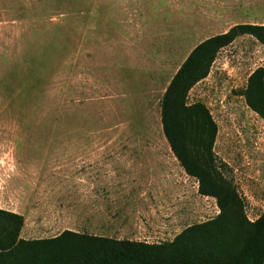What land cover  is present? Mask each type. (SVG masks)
<instances>
[{
  "label": "rangeland",
  "instance_id": "obj_1",
  "mask_svg": "<svg viewBox=\"0 0 264 264\" xmlns=\"http://www.w3.org/2000/svg\"><path fill=\"white\" fill-rule=\"evenodd\" d=\"M240 24L264 26V0H0V208L23 217L20 238L107 221L106 235L160 244L215 218L171 151L161 101L198 44ZM261 67L264 47L241 36L188 95L210 111L214 153L252 222L264 119L243 92Z\"/></svg>",
  "mask_w": 264,
  "mask_h": 264
},
{
  "label": "trees",
  "instance_id": "obj_2",
  "mask_svg": "<svg viewBox=\"0 0 264 264\" xmlns=\"http://www.w3.org/2000/svg\"><path fill=\"white\" fill-rule=\"evenodd\" d=\"M250 35L264 47V26L240 24L198 44L170 81L161 101V121L171 151L199 184V194L216 200L219 214L193 224L172 241L95 238L65 231L57 237L24 240L21 215L0 208V264H264V214L250 221L228 166L214 153L217 125L201 102L189 103L191 89L207 78L219 52ZM248 107L264 119V67L243 92Z\"/></svg>",
  "mask_w": 264,
  "mask_h": 264
},
{
  "label": "crops",
  "instance_id": "obj_3",
  "mask_svg": "<svg viewBox=\"0 0 264 264\" xmlns=\"http://www.w3.org/2000/svg\"><path fill=\"white\" fill-rule=\"evenodd\" d=\"M204 198H206V200H211V202H215L216 200L214 199V198H212V197H206V196H203ZM204 204V206L206 205V202H204L203 203ZM215 204V208H216V212H215V216H217L218 214H219V208H218V206H217V204L216 203H214ZM105 211H106V213H104V211H103V216H105V218L106 219H109V211H108V208H107V206H106V208H105ZM210 211V210H209ZM206 208H203V206H202V208H201V212H203V213H206V212H209ZM8 212H11V211H8ZM12 212H14V211H12ZM21 214V213H20ZM211 219H213V218H211ZM210 219V220H211ZM104 224H105V226H102V227H97V229H96V232H95V234H87L88 236H91V237H95V238H106V239H115V240H120V239H116L114 236H112V235H106V234H104L103 232H105V231H108V229H109V225H110V223L109 222H103ZM189 227V226H188ZM187 228V227H186ZM185 228V229H186ZM184 229V230H185ZM65 231H70V232H73V233H77V234H85V233H82V232H80L79 230H75V229H66V230H63L62 231V233L63 232H65ZM182 232V231H181ZM180 232V233H181ZM61 233V234H62ZM179 233V234H180ZM60 234H58V235H56V236H51V237H49V238H54V237H57V236H59ZM177 236V235H176ZM175 236V237H176ZM49 238H43V239H49ZM25 240V239H24ZM33 240H35V239H33ZM37 240H39V239H37Z\"/></svg>",
  "mask_w": 264,
  "mask_h": 264
}]
</instances>
